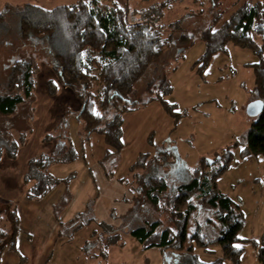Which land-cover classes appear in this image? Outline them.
I'll list each match as a JSON object with an SVG mask.
<instances>
[{
    "label": "trees",
    "instance_id": "1",
    "mask_svg": "<svg viewBox=\"0 0 264 264\" xmlns=\"http://www.w3.org/2000/svg\"><path fill=\"white\" fill-rule=\"evenodd\" d=\"M100 1L78 0L53 8L26 3L18 6L16 14L20 19V37L43 41L56 60L57 78L49 79L44 85L49 95H56L59 86L66 85L82 101L77 117L84 124L80 131L83 142L88 141L93 133L105 137L111 150H108L101 164L107 178L113 179L119 166L117 160L119 162L125 145L124 114L137 106L134 100L137 82L148 71L158 70L155 62L171 47L176 39L175 32L181 33L178 39L186 46L193 44L194 37L184 31L181 21L162 26L161 21L171 5L170 1L155 3L143 10L119 5L103 9L99 6ZM212 1L215 5L220 3V0ZM10 32L11 25L6 15L0 12V41H4L2 36ZM198 37L206 42V51L194 66L202 78L213 56L226 52L229 44L252 50L259 59L253 65V100L264 102V0L242 3L225 20L217 11L209 26ZM39 70L35 58L17 59L10 65L6 78L0 80V115H23L25 123L29 125V129L22 132L18 139L10 130L0 128V159L2 156L15 159L20 145L31 131ZM148 84L153 85L154 82ZM161 90L158 100L171 116L178 117L177 104L165 99L173 90L170 82L165 81ZM67 128V122L63 120L58 130L65 132ZM45 138L62 139L64 147L52 154H38L29 160L24 176L27 184H30L26 197L34 201L45 197L59 184L68 186L74 178L71 174L61 179L49 172L53 164H67L77 159V151L71 140L61 134L47 135ZM243 144V153L264 158V108L260 114L252 117ZM170 149H161L154 154L141 152L132 168L147 169L150 163L164 160L166 154L172 156ZM218 155L219 158L200 159L188 180L177 184H171L164 176L142 177L135 173L140 179L139 194H134V199L142 201V204L137 202L142 218L130 233L146 249H160L167 255V264H242L245 245L249 243L258 249L259 262L264 264V241L258 243L239 235L245 223L241 206L218 187V178L231 164L232 148ZM71 197V191L67 188L54 207L57 219H60ZM200 210L208 212L212 226L218 230L217 239L210 241L197 221ZM89 212L90 207L71 221L61 222L59 237L72 239L76 232L93 222L95 218L88 215ZM99 225L107 227L103 222ZM20 231L18 206L9 202L1 206L0 202V264L5 250H16ZM118 238L119 235H115L106 244L98 246L94 255L107 257L110 244ZM89 242L87 240L86 243ZM213 246H219L222 254L212 261L203 260L198 250L215 254Z\"/></svg>",
    "mask_w": 264,
    "mask_h": 264
},
{
    "label": "rangeland",
    "instance_id": "2",
    "mask_svg": "<svg viewBox=\"0 0 264 264\" xmlns=\"http://www.w3.org/2000/svg\"><path fill=\"white\" fill-rule=\"evenodd\" d=\"M77 1L0 0V12L6 15L11 25V32L3 35L4 41H0V80L6 78L9 67L15 60L27 57L35 58L40 68L37 75L39 83H43L48 78H57L56 60L47 45L41 40H24L20 37V19L16 12L18 6L26 3L53 8ZM162 1L171 2L161 21L162 26L166 27L170 23L181 21L184 31L194 37V42L186 46L178 39L181 33L175 32L176 39L171 47L158 62H155L158 70L148 71L137 82L134 96L137 106L124 114L125 145L119 162L117 160L119 167L115 170V174L123 177V185L130 190L133 189V194L137 196L140 178H137L135 173L141 174L142 177L164 176L171 184H177L188 180L200 159L207 157L210 160L216 156L219 158V153L231 147L233 158L229 168L218 178V187L241 206L245 223L239 235L262 243L264 241V158L243 153L245 149L243 139L252 121L247 108L254 101L255 96L253 65L259 59L252 50L229 44L226 52H218L213 56L203 78L194 66L206 51V42L198 37V34L209 26L214 13L219 11L225 20L242 3L246 1L257 3L263 0H220L219 5H215L212 0H101L99 6L108 9L119 5L143 10ZM151 81L154 82L153 85L148 84ZM165 81H169L173 89L165 99L177 104L178 117L171 116L158 100V94L163 91L161 88ZM67 89L74 97L62 95V98L55 100L51 98L47 101L50 97L48 90L45 86L39 88L35 97L36 119L39 118V121L43 122L45 118V121L52 118V123L56 122L60 125L66 114L75 108L74 103L82 104L75 91L71 87ZM154 97L156 99H152ZM78 124L80 130L84 128V124L80 121ZM22 127L29 128L23 115L15 117L0 115V128L13 129L17 139V129ZM50 132L45 131L44 136L57 135L59 130L55 128L52 133ZM97 135L104 137L102 134L97 133ZM44 143L48 145V142ZM236 143L238 144L235 146ZM168 148L172 149L170 150L174 156L166 154L164 160L150 163L151 166L147 169L132 168L141 152L154 154ZM29 153V148H25L20 162L6 156L0 161L1 206L8 202L16 204L6 198L7 194H11V197L20 196L24 185L27 186L25 178L20 180L18 177L19 168L16 166H21L24 163L21 161ZM110 164L108 162L109 166ZM77 165L78 163L76 167ZM91 188L89 184L85 187L84 197L87 201L88 197L96 198V193H99L97 182L93 185V190L89 191ZM135 200L123 212L113 208L99 217L91 210L89 213L95 220L85 225L76 237L70 240L59 239L54 246L52 258L43 264H167V255L165 256L160 249H146L131 235V229L142 218L141 211L137 208V202L142 204V201ZM207 213L200 210L197 221L201 223L209 240L213 241L219 237V233L212 226ZM101 222L106 223L107 227L100 226ZM89 226L98 227L97 232L95 236L84 240L89 232ZM115 235H119V238L110 244L108 256L105 258L95 256L97 247L106 244ZM26 240L28 241V237ZM87 240L90 242L86 243ZM20 246L22 250H26L24 242ZM245 247L242 264H257L258 249L252 243L246 244ZM212 248L216 250L215 254L198 250L203 260L212 261L222 254L219 246Z\"/></svg>",
    "mask_w": 264,
    "mask_h": 264
},
{
    "label": "crops",
    "instance_id": "3",
    "mask_svg": "<svg viewBox=\"0 0 264 264\" xmlns=\"http://www.w3.org/2000/svg\"><path fill=\"white\" fill-rule=\"evenodd\" d=\"M49 79L52 78H48L43 83L40 82L38 85V89L42 88V86H44ZM67 88L68 87L66 85H60L56 95L48 97L47 101H49L51 98L53 100L62 98V95H65L67 97L70 95L73 96L70 91L68 93ZM33 103L35 105L36 99H34ZM73 106L75 108L71 110L68 115L66 114L68 117L65 116L63 118V120H66L67 122V130L65 132L59 131L58 134H61L67 139L71 140L75 147V150L77 151V159L67 164H53L50 166L49 172L61 179H65L71 174L74 175V178L68 186L64 183L59 184L55 188H53L45 197L38 201L27 199V197L25 196L30 185L29 183L27 184V186L24 185L23 190H21L22 194L20 193V196L11 197V194H7V197L5 196L6 198L15 202L18 206L21 231L17 239L16 250H5L1 256L2 264L47 263V261L52 258L55 244L59 239H62L61 237L59 238V233L61 231V222L67 223L71 221L79 213H83L89 207L90 211L93 210L94 214H96V216L98 215L99 217L102 214H107V211L113 208L119 209L121 212H123L127 209L128 206H131L134 201L133 191L123 185V177L116 176L115 174V178L108 179L106 176L105 169L101 164V160L106 156L108 150L111 149L106 144L105 138L98 136L97 133H93L88 141L83 142V140L81 139V130L79 128L80 125L78 124L79 120L77 114L81 109L82 104L74 103ZM34 107L36 110V105ZM33 115L34 121L31 125V131L28 134L25 142L21 144L24 145V147L20 145L18 156L15 158L17 162H20L23 150H25V148H29V155H27L23 159V161H21L24 163H22L21 166H16L17 168H19L18 177L20 178V180L25 176L28 160L41 153H55L58 149L63 150L64 147L62 139L45 138L47 135L51 136L53 134H47L46 136H44L45 131L49 133L50 131L53 132V129L55 128H57L58 130L59 125H57L56 122L52 123V118L49 121H45V118L43 122H40L39 118L36 119V112H34ZM23 128L24 127H22V129H17L18 138L22 132H25L29 129ZM7 129L10 130L13 134V129ZM44 142H48V145H46ZM4 158L5 156H2L0 161H3ZM77 163L78 165L76 167ZM96 182L98 185L99 193H96V198L88 197L89 200L87 201V198L85 199L84 197L85 187L89 184V186L91 185V187L93 188V185H95ZM32 183L33 181L31 182V184ZM67 188H69V190L71 191L72 197L68 205L63 208L60 219H57L54 212V207L58 200L65 194ZM92 188L89 191L93 190ZM89 215L91 216L90 213ZM82 229L76 232L74 237H76ZM97 229L98 227L94 228L92 226H89V232L85 236L86 238L84 240L89 239L92 235H95ZM27 237L28 241L26 240ZM63 239L70 240L66 237H64ZM23 242L26 245L25 251L22 250L20 246ZM256 254V258L258 259V253ZM56 260L57 259H54V261ZM257 264H261L259 262V259L257 261Z\"/></svg>",
    "mask_w": 264,
    "mask_h": 264
},
{
    "label": "water",
    "instance_id": "4",
    "mask_svg": "<svg viewBox=\"0 0 264 264\" xmlns=\"http://www.w3.org/2000/svg\"><path fill=\"white\" fill-rule=\"evenodd\" d=\"M263 108L264 102L260 99H256L248 105L247 112L250 116L255 117L260 114Z\"/></svg>",
    "mask_w": 264,
    "mask_h": 264
},
{
    "label": "snow or ice",
    "instance_id": "5",
    "mask_svg": "<svg viewBox=\"0 0 264 264\" xmlns=\"http://www.w3.org/2000/svg\"><path fill=\"white\" fill-rule=\"evenodd\" d=\"M237 247H239V246H237Z\"/></svg>",
    "mask_w": 264,
    "mask_h": 264
}]
</instances>
